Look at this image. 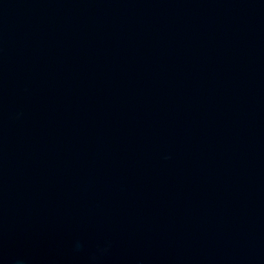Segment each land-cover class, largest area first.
I'll return each mask as SVG.
<instances>
[{
  "label": "water",
  "instance_id": "obj_1",
  "mask_svg": "<svg viewBox=\"0 0 264 264\" xmlns=\"http://www.w3.org/2000/svg\"><path fill=\"white\" fill-rule=\"evenodd\" d=\"M0 264H264V0H0Z\"/></svg>",
  "mask_w": 264,
  "mask_h": 264
}]
</instances>
